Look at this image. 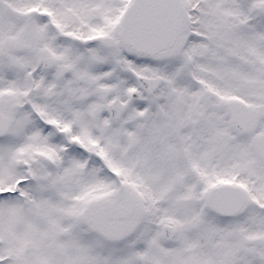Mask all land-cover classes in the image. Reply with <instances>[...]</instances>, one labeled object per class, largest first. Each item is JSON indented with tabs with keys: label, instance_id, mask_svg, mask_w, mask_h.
<instances>
[{
	"label": "rangeland",
	"instance_id": "1",
	"mask_svg": "<svg viewBox=\"0 0 264 264\" xmlns=\"http://www.w3.org/2000/svg\"><path fill=\"white\" fill-rule=\"evenodd\" d=\"M196 2L199 19L193 28L196 34L203 37L191 48L192 51L198 50V55L194 56L197 58L196 62L200 63L197 64L196 71L192 66V62H195L193 59L190 58L191 65L188 67L186 64L188 61L185 59L186 63L183 65L180 59L173 56V51L168 54H158L154 59H147L143 63L139 62L142 60L140 57L128 56L129 51L117 44L113 52L114 62L110 64L114 72L113 82L107 85L106 80H99L96 98L100 104L101 98L107 95V91L113 94L120 91L122 94L126 90L118 88V83L128 84L131 91H138L137 77L156 75L164 77L160 92L145 101L144 105L148 106L149 110L148 107L141 109L143 104L127 99L130 106L120 124L107 129L102 128V123H99V137L95 135L87 137L98 138V150L108 158L110 166L122 173L127 191H115L117 196L113 195L108 187H103L105 189L101 191L106 183L105 179H110L109 177L94 176L91 175L94 174L91 171L79 173L78 170V174H81L79 181L89 184L94 190L93 204L89 206L92 210L83 214L84 219L86 214L87 218L90 217L86 222L87 225L95 230L108 232L107 236L119 240L127 231L133 229L144 209L149 208L148 210L152 215H156L158 220L179 224L180 236L178 235L175 243L168 246L163 241L159 256L155 257L154 253H151L145 261L138 256L136 258L129 256L130 253L125 257L118 256L119 251H126L125 245L120 249H114L113 252L101 246L100 255L90 253L95 257L94 264L189 263L185 243L184 245L180 243V241L186 242L187 199L191 194L190 182L186 181L188 167L183 164V160L192 167L195 163L199 164L200 171L208 175L212 174L213 170L221 169L223 165L226 173L239 169L243 180L248 182L254 195L261 202L259 204L264 202V162L250 155L249 137L241 139L231 129L228 117L223 119V112L226 111L221 110V107L219 110L212 107V104L218 102L220 94H225L226 98L231 94L237 95L250 103L253 102L256 109L259 104H264V45L262 44L264 43V0H196ZM245 3L248 6L242 8L241 5ZM11 8L24 13L29 10L33 13L29 18L16 19ZM256 8L261 10L259 14L255 11ZM124 9V0H0V25L8 22L6 19L10 15L13 23L33 22L37 25L36 28H39L38 23H42L45 13L48 12L47 14L53 19L52 22L67 26H70L69 23L77 22L80 27L87 26L89 29L87 32L91 33L92 28H100L103 22L113 25L114 29L118 28ZM227 13L232 17L227 16ZM221 17L228 21L222 20ZM239 26H244L247 31L240 32ZM14 38L15 35L11 34V31H3L0 34V40ZM209 38L214 42L207 44ZM175 53L184 54L179 47L176 48ZM98 58L105 59L104 56ZM237 59L248 63L249 70L254 67L257 73L244 71ZM215 91L221 93L217 95ZM98 119L102 118L98 117ZM258 122L257 129L264 132V122ZM179 129H181L183 148L176 145ZM132 137H138L140 142L136 150L130 152L127 146L129 138ZM12 143L10 137L0 142V189H5L12 183L11 173L5 171L9 168L11 170L16 162L15 147ZM177 150H181L182 156ZM223 151H226L227 158L234 159L226 162L222 159ZM198 152L203 154L200 158L197 157ZM197 169L198 167L195 168L196 171ZM71 172L74 174V171ZM190 177L195 184L197 176ZM197 187L195 192L193 190L196 199L198 193L205 191V186ZM108 194L111 196H107ZM142 199L148 200L150 206ZM118 203L132 207L135 216L119 221L113 209H116ZM11 204L12 200H0V255L7 254L11 258L12 251L17 256L22 253L26 257L23 264H29L28 249L20 252L18 247H12L11 227L17 235L19 233L25 235L19 237L18 245L26 249L29 231L31 230L36 238H40L38 235L46 233V226L32 219L29 214L16 218L14 210L10 211ZM20 220L23 222L22 226L19 225ZM51 220L58 222V215H51ZM69 228L72 231L79 230L77 224H71ZM39 244L41 245V239ZM54 245L57 246V242ZM45 246L38 256L42 264H65L66 261H75L73 256L65 261L61 256L62 251L49 252L47 245ZM157 246V242L154 241L148 245L147 250ZM66 247H71L72 250L76 248L80 255L85 254L76 238L69 240ZM7 261L2 264H19Z\"/></svg>",
	"mask_w": 264,
	"mask_h": 264
},
{
	"label": "flooded vegetation",
	"instance_id": "2",
	"mask_svg": "<svg viewBox=\"0 0 264 264\" xmlns=\"http://www.w3.org/2000/svg\"><path fill=\"white\" fill-rule=\"evenodd\" d=\"M246 5L248 6L247 3L242 4L241 7ZM255 11L259 13L261 10ZM30 15L31 12H27L28 18ZM227 16L232 17L228 13ZM221 19L228 21L224 17ZM77 24L72 22L67 26L57 22H43L38 23L40 27L36 28L37 25L33 22L11 21L0 25V34L3 31H11V34L15 35L14 39L0 40V142L10 137L16 157L12 169L5 170L11 173L12 183L9 187L0 189V200L3 199V192H16L13 195L15 197L10 199L12 200L10 211L14 210L16 218L29 214L32 219L46 226V233L39 234L40 238H36L31 230L29 231L26 249L18 245L19 237L25 235L23 233L17 235L11 227L12 247H18L20 252L28 249L29 264H42L38 256L43 252L45 245L49 252L62 251L61 256L65 261L72 256L75 258V261H66L65 264L84 262L94 264L95 257L91 254L98 255L101 246L112 248L110 247L112 242L108 240V232L72 231L69 228L73 223L82 224L83 216L79 214V207L83 202L88 203L87 205L91 204L93 199L94 190L89 184L79 181L81 174H78V170L79 173L91 171L94 174L97 171L91 166L83 168L80 165L82 157L76 156L78 153L75 149L88 147V144L90 148L92 147L94 139L87 137L98 136L100 111L98 108L103 107L102 109L107 112L106 105L115 99L113 93L110 95V91L101 98V104L96 98L100 75L106 80L107 85L113 82V67L110 66L114 62L113 51L103 50L100 54L97 47L87 45L84 48L82 45L84 39L99 34L87 32L89 30L87 26L80 27ZM102 24L104 26L100 27L104 30V35L108 34L110 24L104 22ZM194 26L195 24L189 21L188 13L184 25L185 32L178 39L176 46L182 53L187 52L195 61L192 62V66L196 71L195 68L200 63L196 62L197 58L194 56L198 55V50L192 51L191 48L201 39L194 37ZM245 29L244 26L238 27L240 32L247 31ZM213 42L214 40L209 38L207 44ZM17 44L21 46L16 48ZM99 55L105 57L102 65L99 63ZM237 61L245 70H249L248 63L240 59ZM254 70V67H251L250 72L257 73ZM128 86L122 83V88L126 89L122 93L125 97L122 98L130 96ZM220 93L216 92L217 95ZM236 96L231 94L226 98L225 94H220L218 102L212 104L213 109L219 110L221 107V110L226 111L223 112L224 120L229 117L228 102ZM248 103L255 112L256 121H260L262 119L260 108L264 104H259L256 109L253 102ZM116 121L122 120L105 119L103 124L109 126L107 128H113ZM237 132L235 130V133ZM237 135L241 139H248L250 135L251 139L253 137L251 132L244 134L238 132ZM179 136L180 134H177V138ZM86 149L87 152L94 154L92 149L90 151L89 148ZM201 154L202 152H198L197 157L200 158ZM250 155L257 160L260 159L252 151ZM222 159L227 162L234 158H227L226 151H223ZM195 167H198L197 183L190 188L191 194L187 199L188 264H264V234H262L264 214H255L254 208H258L255 195L252 196L248 192L251 190L249 184L239 181L241 175L239 169L226 173L223 165L221 169L213 170L212 174L208 175L200 171L199 164L195 163ZM71 171H74V174ZM223 183H230L235 187L230 190L231 201L228 206L224 204L225 207L219 209L225 212V215H216L208 207L207 196L211 187ZM112 185L113 183L105 187L111 191ZM197 186L200 188L205 186V191L198 193L196 199L193 190L195 192ZM236 186L242 187L244 192ZM238 199L243 201L239 211L233 209ZM226 200V198L221 199L223 203ZM51 215H58L57 223L51 220ZM19 225H23L21 220ZM136 227L133 232L130 229L123 235L125 249H128L129 253L145 256L147 259V247L150 243H154L150 239L154 238L156 241L158 237L161 238L162 223L155 220L148 229L144 225L140 226L139 230ZM74 238L78 239L85 254L80 255L76 248L72 250L71 247H66L67 242ZM56 242L57 246L54 245ZM24 256L22 253L17 256L13 251L11 258L7 254L0 255V264L8 262L7 260L23 264L26 258Z\"/></svg>",
	"mask_w": 264,
	"mask_h": 264
},
{
	"label": "water",
	"instance_id": "3",
	"mask_svg": "<svg viewBox=\"0 0 264 264\" xmlns=\"http://www.w3.org/2000/svg\"><path fill=\"white\" fill-rule=\"evenodd\" d=\"M185 15L186 10L182 0H134L124 12L118 36L121 42L136 54L144 53L153 56L174 46L182 32ZM89 42L109 48L113 44V38L98 37L89 40ZM144 81L154 83L151 85L154 88L149 91V93H153L160 87L162 78L159 76L154 79L138 78L141 88H145ZM123 107L124 105L118 98L108 106L109 114L118 118L124 110ZM231 117L232 124L242 129H246L252 124L251 114L247 120L242 122L245 127L239 123L237 115L232 114ZM137 144L138 140L132 139L130 149L135 148ZM253 148L264 158V136L254 137ZM127 210L125 207H119L118 215L122 218L127 217L129 215Z\"/></svg>",
	"mask_w": 264,
	"mask_h": 264
}]
</instances>
